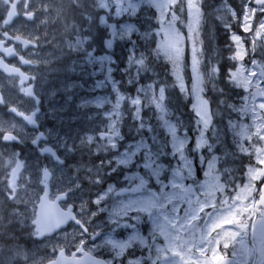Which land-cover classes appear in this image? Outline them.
<instances>
[{
    "label": "flooded vegetation",
    "instance_id": "af4514ba",
    "mask_svg": "<svg viewBox=\"0 0 264 264\" xmlns=\"http://www.w3.org/2000/svg\"><path fill=\"white\" fill-rule=\"evenodd\" d=\"M101 2L0 0V59L28 78L21 84L20 77L0 72V91L6 103L0 105V115L13 119L10 106L27 114L37 112L34 128L15 119L23 127L13 130L20 142L0 141V152L15 148L17 174L8 173L3 182L10 181L22 196L3 204L27 216L32 246L27 260L33 264H264V14L260 5L256 0H206L209 61L220 64V72L238 71L245 59L229 57L246 46L247 65L257 62L263 77L246 91L227 82L223 94L229 106L222 108L208 97H203L200 106L194 96L163 97L159 115L165 119L152 123L160 130L163 145L153 143L147 149L159 163L174 161L166 153L170 138L166 130L170 128L190 136L184 149L196 145L201 109L210 120L204 147L215 146L218 133L227 144L226 150L216 149L218 157L208 175H199V167L205 173L207 159L200 163L195 157V177L182 178L175 191H162L161 185L170 179L167 174L159 184L152 179V185L145 188L133 178L135 168L144 166L138 156L133 158V142L147 133L135 121L136 106L126 99L117 109L115 94L86 95L96 75L87 90L83 87L99 69L96 59L105 49L106 34L58 31L50 29L53 20L46 21L48 7V19H86L91 26L94 19H101ZM227 4L237 11L235 17ZM55 9L62 10V15L55 16ZM74 39L87 40L70 42ZM6 49L12 52L8 55L2 51ZM70 84L77 89L68 91ZM30 86L33 97L25 93ZM245 97L257 107V115L247 114L252 117L244 119H252L244 140L245 151L250 153H237L232 135L239 130L234 122L240 121V113L232 103L242 104ZM141 106V115L154 108L143 102ZM205 181L218 186L203 191L198 185ZM153 186L159 190H151ZM245 190L249 205L238 211L234 222L228 223L225 216L217 225L210 223L215 203L242 196ZM0 194L7 197L4 183ZM40 214L46 215L45 228L54 230L52 234L40 235Z\"/></svg>",
    "mask_w": 264,
    "mask_h": 264
},
{
    "label": "rangeland",
    "instance_id": "374dc122",
    "mask_svg": "<svg viewBox=\"0 0 264 264\" xmlns=\"http://www.w3.org/2000/svg\"><path fill=\"white\" fill-rule=\"evenodd\" d=\"M203 4L204 0L201 3L203 16L197 30L193 20V10L190 6L191 0H102L100 8L104 14L97 21L101 29L91 28L92 31H101L102 34H106L107 39L104 41L105 49L102 55L96 59L99 69L96 72L93 71V77H89L83 83L84 89L87 90L88 84L95 79V75L97 76L94 87L86 95L114 96V94L119 93L134 98L139 97L146 106L154 107L153 110L149 109L147 115L140 113L139 118L134 116L139 127L147 131L144 137L134 140L132 147L133 158L138 156L144 165L143 167L138 165L135 168L133 178L144 188L152 185V179L159 184L161 177L167 174L170 179L161 185V190L175 191L174 187L179 185L182 178L195 177V157L200 163L207 159L206 171L204 173L203 167H199L201 171L199 175H208L212 164L218 157L216 149H224L225 145L223 136L218 133L215 139L218 137L219 139L218 142L215 140V146L204 147V144L207 143L205 131L209 127L210 120L204 110L201 109L203 114H200L198 118L200 127L197 130L196 145L184 149V145L191 142L190 136L179 135L176 128H170L166 130L170 136L167 141L169 146L166 148V153L174 156V161L169 164L159 163L158 159L153 158L152 152L147 151V149L153 143L163 145L160 130L156 131L152 126L154 120L156 123H162L160 121L165 119L164 116L159 115L160 109L163 108V97L194 96L197 106H200V102L205 101L203 97H208V100L215 101L222 108L228 105L227 102L229 101V98L223 94L225 90H228L225 87L227 82L241 86L246 91L249 87H254L262 81L261 67L258 66L257 62L247 65V58L240 69L232 72L231 76H228L227 72L218 74L212 70L215 65L209 61L207 55L209 29L207 27V13ZM45 12L46 21L51 22L53 20V24L55 19H48L50 16L47 7ZM221 14L222 10L219 9L218 15ZM146 17L156 19L157 27L155 29L142 30L137 24L138 21L135 20L147 19ZM246 19L252 18L246 17ZM62 20L64 21V19ZM71 20L69 19V21ZM70 24L72 25V23ZM71 25L67 26L68 31H83L80 27ZM248 25L250 26L249 23ZM61 26L62 24L58 25V27ZM194 34L195 48L193 47ZM86 40L74 39L70 42L77 44ZM60 42L64 44L62 39ZM109 42H111V47L108 46ZM253 42L254 38H251V43ZM166 52L173 55L172 60H169ZM131 56L143 57L144 59V72L138 77L134 72L129 71ZM102 57H107V59H102ZM245 64L247 67L244 69ZM174 72L177 75L174 76ZM177 76H181L182 81L178 80ZM181 82L190 91H182L179 87ZM10 84L7 83V86ZM148 85H152L153 89H147ZM77 87V85L70 84L67 89L71 91ZM141 89H144V92ZM161 89H163L162 93ZM154 97H158V100ZM183 101L186 100L183 99ZM243 101L242 104L232 103L234 111L240 113V121L234 122L235 125H238L239 130L235 136L232 135L233 143L237 149L239 148L236 150L237 153H243L246 149L244 140L247 138V125L252 119L250 121L244 120L245 117H252V115L248 116L247 114L257 115L255 113L257 107L249 103L246 97ZM141 109L142 106H140ZM145 119L148 122H145ZM14 129L22 130L23 127L2 114L0 116V138L4 131ZM245 152L250 153V151ZM0 155L3 157V160L0 161V187L2 188V179L11 172L16 162L15 148H6L5 151L0 152ZM257 160L262 159L258 158ZM230 174L232 173L230 172ZM251 174L255 175V170H252ZM4 185L7 192V197L2 198L4 201L11 203L22 196V193L17 195L10 181H4ZM211 186L217 188L218 184L209 185L205 181L198 185V187L205 188L203 191H210ZM151 190L158 191L159 188L153 186ZM207 193L215 195L214 192ZM248 196L249 193L247 194L245 190L242 196L234 195L222 199L220 205L215 203L214 215L212 213L210 223L213 222L214 225H217L218 222L224 221L225 216H227L228 223L234 222L233 219L238 211L244 210L249 205L248 202H245ZM27 223V216L15 210L12 205L8 207L5 204L0 205V264H33L26 258V253L31 251L32 247L30 242L31 231L27 227Z\"/></svg>",
    "mask_w": 264,
    "mask_h": 264
},
{
    "label": "snow or ice",
    "instance_id": "6c2138e0",
    "mask_svg": "<svg viewBox=\"0 0 264 264\" xmlns=\"http://www.w3.org/2000/svg\"><path fill=\"white\" fill-rule=\"evenodd\" d=\"M256 2H257V4L260 5L261 12H262V14H264V0H256ZM201 3H202V0H191V5H190L192 10H193V20L197 26V30H198L200 20L203 16V10L201 7ZM227 7L230 9L231 14L235 17L237 14V11L234 8H232L231 4H227ZM195 44H196V40H195V34H194V37H193V47L194 48H195ZM108 46L111 47V42H109ZM252 54L254 55V53H252ZM166 55H168L169 60L173 59V55H169L167 52H166ZM248 55H249V52L247 50V47L244 46L242 49H237L236 55L229 57V59H231L233 61H237L240 59H246ZM102 59H107V57H102ZM144 63L145 62H144L143 57H132L131 56L130 60H129V64L131 65L129 71L134 72V74L138 77L140 74H142L144 72L143 71ZM212 70L219 74L220 73V64L216 65ZM233 71H234V69H229L228 76H231ZM173 75L175 76L177 74L174 72ZM177 79L182 81L181 76H177ZM114 87H115V84H114ZM179 87L181 88L182 91H190V89L185 88L183 82L180 83ZM147 89L152 90L153 86L148 85ZM141 91L144 92V89H141ZM162 92H163V89H161V93ZM126 99L131 103V105L136 106L137 110L135 112V115H136V117L139 118L140 117V106L142 104V101L139 97H135V98L130 97V96L126 97L125 95L118 93L117 94V103H116L115 107L117 109H119L121 106V102H124ZM154 99L158 100V97H154ZM92 138L93 137L91 135L88 136L89 141H91ZM45 151L51 152V149H45ZM123 162L124 161H120L119 163H123Z\"/></svg>",
    "mask_w": 264,
    "mask_h": 264
},
{
    "label": "water",
    "instance_id": "95a60500",
    "mask_svg": "<svg viewBox=\"0 0 264 264\" xmlns=\"http://www.w3.org/2000/svg\"><path fill=\"white\" fill-rule=\"evenodd\" d=\"M0 71L5 72V74L8 76L20 74V72L17 69L12 68V67L4 64L1 61H0ZM0 102L3 103L1 93H0ZM10 112L14 113L18 118L23 117L24 120L26 121V123L29 124L30 126H32V124L34 123V116L33 115L27 116V115L21 113L20 111L16 110L15 108H11ZM4 141L5 142H17L18 139L16 138V136L14 134L7 133V134H5ZM41 223L44 224L43 219L41 220ZM43 232H45V231H43Z\"/></svg>",
    "mask_w": 264,
    "mask_h": 264
},
{
    "label": "trees",
    "instance_id": "16d2710c",
    "mask_svg": "<svg viewBox=\"0 0 264 264\" xmlns=\"http://www.w3.org/2000/svg\"><path fill=\"white\" fill-rule=\"evenodd\" d=\"M77 20L79 21V19H77ZM139 24H140L141 28H143L145 30L152 29V27L154 26L151 19L146 20V21H145V19H141Z\"/></svg>",
    "mask_w": 264,
    "mask_h": 264
}]
</instances>
